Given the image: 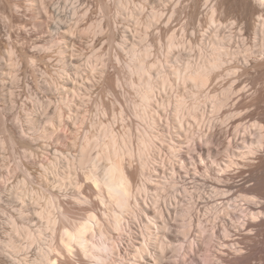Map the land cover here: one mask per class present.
Wrapping results in <instances>:
<instances>
[{
	"label": "rangeland",
	"instance_id": "obj_1",
	"mask_svg": "<svg viewBox=\"0 0 264 264\" xmlns=\"http://www.w3.org/2000/svg\"><path fill=\"white\" fill-rule=\"evenodd\" d=\"M154 14L158 15L157 20L152 18ZM263 24L264 6L260 0H0V264H46L44 260L46 252H52L57 256L61 254L55 250L56 243L52 231L46 229V221L39 215L45 208H49L53 216L64 226L75 224L77 221L82 222L90 209L96 212L98 210L99 213L102 211V216L106 214L108 217V213L111 212L110 202H100L99 196L92 193L90 188L93 181L87 179L93 168L80 165L79 162L78 165L77 160L84 148L91 150L89 153L95 160L102 159L100 147L86 146L91 142L93 144L96 138L102 135L106 128L110 130V127L116 130H114L116 134L122 135L123 139L131 140L137 138L150 126L148 128L151 129L152 146L146 155L149 166H143L138 157L130 155L121 157L120 161L125 162L131 169L140 171V177L142 176L140 179H143L141 184H145L147 188L136 193L138 195L143 192L138 195L141 200L135 201L141 202V206L148 205L149 208L156 209L154 199L158 198V193L164 195V200L168 197L170 200L178 189L182 190L183 194L179 192L182 199L177 205L172 206L175 211L167 217L169 227L166 232L168 231L170 235L184 238L182 234L184 230H181V226L184 222L186 224V221L181 217L182 212H176L182 211V208L186 209L185 204H189V200L194 202V208L197 207L194 209V214L200 213L201 215H198L205 220L207 217L214 220L215 214L208 215V212L223 201L227 204H240L239 208L244 206L255 209L257 206L261 207V211L264 210V165L261 168L259 166L262 164L260 161H264V157L257 160L235 157L241 165L227 167V162L232 157L228 156L227 149L223 150L224 146L230 148L235 144L243 145L242 137L246 132L257 150H261V145L258 143L260 130L257 120L250 121L247 116L255 114L256 118H261L262 115L264 117V102L257 104L255 99L259 95L264 96ZM219 29L227 38L225 42L231 40V35L234 37L230 45L232 43L231 50L236 55L228 58L223 66L224 69L222 68L223 71L222 69L218 71L221 75H215L216 77L209 82V88L207 86L202 89L201 94L199 93L201 109L206 114L207 122H200L193 117L187 118V124L185 123L187 126L183 127L186 128L184 138L186 139L191 132L188 136L193 139H186L187 142L183 138L184 142H180L182 138L178 137L181 135L178 130L182 125L173 120L174 107L166 106L168 107L166 108L162 102L174 100L183 92H179L177 88L168 87L169 90L167 88L165 90L164 87L158 88L155 92L157 101L152 105L151 113L145 117L138 116L134 110L137 90L131 84L137 79L136 77L132 79L129 66L135 60L136 54L150 52V56L147 55V63L152 67L151 70L156 77L160 68L158 65H173L172 61L180 51L193 60L200 58L198 55L209 51L211 47H209V38L215 36V32ZM171 42H175L172 48ZM249 61L254 64H250ZM91 63L96 70H91L93 68ZM237 85L241 86L232 92L229 105L221 110L220 115L216 113L211 104L213 95ZM238 100L247 103L248 108L245 106V110L233 111ZM239 117L247 119L241 125L231 128L232 119ZM209 119H211L210 123ZM213 124L218 127L221 139L220 136L218 137L222 143L218 142L212 148L216 153L219 152L218 163L225 166L224 170H218L220 165L213 160H199L198 166L193 160L188 165L183 164L177 154L180 152L187 154L190 159L192 150L195 154V140L202 142L198 135L202 132V134L210 132L209 127ZM183 128L181 127V130ZM229 129L231 134L228 135ZM132 134L137 136L134 137ZM190 143L193 144L192 147ZM203 144L204 147H208L206 143ZM245 145L251 146L252 143ZM135 146L137 147V144ZM236 146L232 149L238 152L244 151L243 148L238 149ZM254 155L250 157L254 158ZM101 162L105 161L101 160ZM173 167L177 170L175 171ZM212 168L215 170L211 173ZM255 170L261 179L255 176ZM222 183H231L236 187L227 192L222 187L215 188L212 185L221 186ZM184 189L189 190H185L184 193ZM166 195L168 197H165ZM235 205L229 208L234 213L233 220L227 217L231 224V236L225 238L224 232L219 231L218 241L220 239L221 241L216 243L217 247L212 248L213 257L215 256L214 259L212 257V263L204 261L205 252L201 251L197 255V257L203 256V258L199 257L201 259L199 264L220 262L236 264L239 258L244 256L249 257L247 258L250 260L249 264H264V233L259 237L255 235V231L250 229L246 231L244 227H239L244 218L250 219L256 225L262 224L264 213L252 219L247 217L248 212L238 211L239 208ZM134 208L136 212L133 210L121 213L123 225L119 230H115L116 232L113 231L116 247L105 250L106 259H103L104 263L101 264H133L136 263V259L139 261L137 250L141 244H144L143 232L146 231L145 226L150 224L151 220L148 219L146 222L148 217L144 216V218L136 205ZM152 226L154 227L155 224ZM26 227L36 233L38 241L30 243L16 231L17 228L23 230ZM192 234L197 239L200 237L198 240L204 244L207 234L200 232V227L196 225ZM12 235L13 238L17 235V239L15 237L14 240L18 241L15 245L19 247L16 249L7 245ZM226 239L230 245H232L231 241L239 240L250 250H245L242 254L235 253L232 248L221 245L223 241H227ZM94 240L101 239L95 236ZM180 243L175 242L177 246L173 244L174 246L170 247L167 258L160 264H169V262L190 264V257L194 254L192 255L188 247L185 249L188 257H185L184 250H180ZM20 247H23L21 251ZM253 248L257 249L256 254H250ZM66 255L61 254L59 258L72 261L71 264H81L79 262L81 260L92 264L93 259L88 256H83L84 259H81L76 249ZM218 258H221V261Z\"/></svg>",
	"mask_w": 264,
	"mask_h": 264
},
{
	"label": "bare ground",
	"instance_id": "obj_2",
	"mask_svg": "<svg viewBox=\"0 0 264 264\" xmlns=\"http://www.w3.org/2000/svg\"><path fill=\"white\" fill-rule=\"evenodd\" d=\"M260 1H261L262 5L264 6V0H260ZM253 11H255V10H253ZM152 18L157 20L158 19V15L157 14H154L152 16ZM195 18H197V17H195ZM221 29H219V30H217L215 32V36L213 35L212 38H209V40H210L209 41V47L210 46L211 47H210L209 51H204L203 54L201 53L202 55H198V56H200V58L198 57V59L193 60L191 58H188L187 55L184 52L180 51L179 52V55L177 57H174L175 60L172 61V62H174L173 65H161V64L158 65V67L160 66V68L158 70V76L156 75V77L153 75V72L151 70L152 67L149 66V64L147 63L148 62L147 61V59H148L147 55H149L150 52L147 51L148 53H145L144 52V54H136L135 55V60H134L135 62L133 61V63L129 66V69H130V74L132 76V79L134 80L135 77H136L135 79H137L136 81H132L131 84L136 88L135 90H137V100L134 101V106H135V109L134 110H136L135 112H137V115L138 116L145 117V116L148 115V113H151L150 112V109L152 108V105L154 104V102L157 101V99H155V95H156L155 92L157 91L158 88L164 87V89L167 88L168 90H169V88L170 89L177 88V89H179L178 90L179 92H181V93L183 92V93L182 94H178L176 96V99H174V100H166V101L164 100L162 102L165 107L166 106H170V107L173 106L174 107L173 108L174 111H175V114H174V117H173L174 122H178L179 124H181L182 125L181 126L182 128L187 126V125H185V123L188 120L187 118H190V117H193L196 120H199L200 122H202V121L203 122H207L206 121L207 120L206 114L201 109L202 108L201 107V101H200V96L201 95H199V93L201 94L202 89H204L205 87H207L208 84H209V82L211 80H213V78L216 77L217 74L218 75L220 74V73H218V71L223 68V66H224L225 63H227L228 58H230V56H233L234 54L236 55V53H233V51L231 50L232 49V46H231L232 43L230 45V42L234 40L233 39L234 37L231 35L230 36L231 40L229 39L230 41L227 40V42H225V40L227 38L225 37L224 33L222 34V30ZM212 31L214 32L215 30H212ZM210 33H212V32H210ZM262 34H264V33H262ZM164 35H166V34H164ZM174 44H175V42H171L170 43V47L172 48L173 46H175ZM187 46L189 47V45H187ZM206 47H207V45H206ZM186 49H187V47H186ZM135 52H136V50H135ZM237 54H239V53H237ZM188 56H189V54H188ZM259 57H260V55H259ZM259 57L257 56V59H259ZM262 57H264V50L262 51ZM132 59H133V57H132ZM166 59H167V57H166ZM254 61L256 62V60H253V62ZM155 62H157V61H155ZM166 63H168V62H166ZM249 63L251 64L252 61H249ZM151 64H153V63H151ZM252 64H254V63H252ZM90 65L92 66V63ZM92 67L93 68H91V70L92 69L96 70V68L94 66H92ZM223 69H222V71H223ZM227 69L228 68H226V70ZM248 69H249V67L247 68V71L246 70H244V71L248 72ZM154 73H156V71ZM262 73H263L262 74V76H263L264 75V71ZM252 83H253V81H252ZM239 86H241V85L234 86L230 90L227 89V91L226 90H224V91L222 90L223 91L222 93L213 95V98H211V104L213 105V108L215 109V112L216 113H219V115H220V112H222L221 110L225 106H228L229 105L230 100H231L232 92L235 89L239 88ZM208 88H209V86H208ZM210 93H212V92H210ZM262 95L261 96L259 95V97L256 96L257 98H255V99H257L256 100L257 101V104H260V102H264V96H262ZM208 98H206V99H208ZM238 101H237V103L235 102V105L233 107V111H236V110H239V109H244V108L247 107L246 106L247 103L245 104L243 101H239V102ZM248 104H249V102H248ZM257 104L255 103V105H257ZM230 106H232V105H230ZM166 108H168V107H166ZM225 115H226V113H225ZM262 116H261V118H256L255 114H251V115L247 116V118H249V120L251 119L250 121H253L255 119L257 120V121L255 120V121L257 122V125L259 126V130H260V137L258 139V143L261 145V150H257V147L254 145V142L250 139V137L248 136V133L246 132L245 135H243V137H242V140H243L244 144L243 145L240 144L238 146H236V144H235L236 148H238V149H242L243 148L244 151L243 150L242 151H239V152L238 151H235V150L232 149V147H235V146H232V145H231L232 147H230V148H227V146H224L226 148L223 147V150L224 149H227L226 151H228V153H229L228 156L229 157H232L227 162L228 163L227 167H230V166L235 165V164H237V165L240 164V162L238 161V159H236L238 157L243 158V159H246V160H248V159H251V160L252 159H256V160L257 159H263V157H264V117H262ZM147 118H149V117H147ZM247 118L246 117H242V118L239 117V118L232 119V121L230 122L231 128L233 126H235V125L236 126L237 125H241L242 123H244L243 121L246 120ZM210 121H211V119L208 120L209 123H210ZM149 122H151V121H149ZM150 124H152V123H150ZM146 125H148V124H146ZM178 126H180V125H178ZM148 127H150V126H148ZM148 127L146 129L144 128L145 130H144L143 133L140 131V133H142L141 135H139L135 139L132 137L133 139H131V140L123 139L124 137L122 138L121 137L122 135L120 136V135L116 134L117 132L116 133L114 132L115 129L112 130L111 127H110V130L109 129L107 130V128H106L105 129L106 131L104 130L105 132L102 135H99L98 138H96V140L93 142V144L91 142V143H88V146H86V147H89V146L90 147L91 146L93 147V145H95L98 148L100 147V150H101L100 152L102 154V159L101 158L100 159L101 160H104L105 162H101L100 159H96L95 160V158H92V156L89 153L91 150L88 151L89 150L88 148H84L83 151H82V153H81V156L78 158V160L76 159L77 160V163L79 162L80 165H83V166L84 165L91 166L93 168L92 171L90 170V172H91V173H89L90 175L88 174L89 178L86 177L87 175L85 176V178L90 179L91 181H93L92 182L93 184H91L90 185L91 187L90 186L89 187L92 189V191H93L92 193H94V194H96V195L99 196L100 202H102V203H105L106 201L110 202V204H111L110 205L111 206V212L112 213L110 211H108V212H110V213H108V217H106V214H105V216L104 215L102 216V214H101L102 211L101 210H100L101 213H99L98 210L96 212L95 210L90 209L91 211L89 210L86 218H83L85 220H83L82 222L80 221V223H78V221H77V223H75V224L71 223V225H67L65 223L66 225L64 226V225H62L63 223L61 224L59 222L58 218H56L55 216H53V214H52L53 212H51L49 208L48 209L45 208V210H42L41 209L42 211H40V214L39 215L41 217H43L44 220L46 221V225H45L46 229L52 231V233H53V237H54V240H55V243H56L55 250H58L62 255L63 254L66 255V254L73 253L74 252V249H76L79 252V254H80V258L82 257L81 259H84L83 256H88L90 259H93L92 262H91L92 264H101V263H104L103 262V259H106V256L104 255L105 250H109V249H112V247H114V248L116 247L115 244H114V240H115L116 237H115V234H113L114 233L113 231L119 230L122 227V225H123V219H122L121 213L122 212H127V211H130L131 212L133 210L136 212L137 210L134 208L135 205L138 207V209H140V212L143 213L142 214L143 217L144 216L145 217H148V218H146V222H147L148 219H150L151 220V223L145 226L146 227V229H145L146 231L143 232V235H144V239H143L144 240V244H141V245L139 244L140 246L138 247V250H137V253H138V256L137 257L139 258V261H137V259H136V263H133V264H157V262H159V264H160V262L163 259L165 260V258H167L166 256L169 253V249H170V247H172V245L175 242H177V244H179L181 242L180 243V247H181L180 250H182V249L184 250L183 255L185 257H188L187 256L188 253H186V251H185V249L188 248V247L191 250L192 255L194 254L193 256L190 255L191 256L190 257V259H191L190 264H199V260H201L199 257H201L202 255H200L198 257H197V255L201 251H204L205 252V260L204 261H208L209 263H212V257L214 255V253H212V248L214 249L215 247L218 246V245H216V243L217 244L220 243L219 241H221V239L219 241H218V239H219V233L221 232V230L224 232V235H223V233H222V235L225 238H228V237L231 236V224H230V221L227 219V217H231L232 220H233L234 213L229 208L230 207H233L235 204H227V203H224V201H223L222 204L217 205L216 207H213L208 212V215L211 214V213L215 214L214 220H212L209 217H207V219L205 220V218L202 219V217L200 216L201 215L200 213H198L200 215H198L197 213L194 214V209L197 208V207L194 208V205H195L194 202L192 203V201L189 200L188 201L189 204H185L186 209H183L182 208V211H178L177 210V212H176V213H178V212L181 213L182 212V216L181 217H183V219L186 221V224L184 222V224L182 223L183 225L181 226V230L183 229L184 231L183 232L180 231V232H182L184 238H182V237L179 238L180 237L179 236L178 237L179 239H178L175 235L172 236L169 233H167L168 231L166 232V229H168V227H169V222L167 220L169 218H167V217L169 215H172L170 213H173V211H175V209H173L172 206L174 207V205H177L178 202L182 199L181 198L182 195L181 196L179 195V192H181V194H183V192H182L181 189L180 190L178 189L177 192L174 194V196L170 200H169V197L167 195L165 197H168V199L165 198L166 200H164L163 199L164 195H162L161 193H158V194L156 193L157 196H158V198H160V199H158V198L157 199H154V204H155L154 205L155 206L154 208H156V209H153V207L151 209V208L148 207V205H146V206L145 205L144 206L142 205L141 206V204H142L141 202H140L141 204L140 203H136V202H138V201L141 200L140 198H138V195L140 193L143 194V192H140L138 195H136V193L138 191H142L143 189H147L145 187L146 185L144 184L145 185L144 186V185L141 184V181L143 179L142 180L140 179L142 177V176L140 177V173H139L140 171L133 170L134 168L131 169L124 162V160H123L124 163H122L120 161V158L123 157V156H125V155H130V156L138 157L140 159V161L142 162V165L143 166H146V165L149 166V164H147L149 162V161H147L148 156H146V155H147V153H149L148 151L150 150V148H151L152 145H151V140H150V138H151L150 137L151 136V129L148 128ZM181 127L178 130V133L181 134L180 136H182V135H184V136L183 137L178 136L180 139L182 138V140L179 139L180 142L185 139L184 138L185 137L184 132H186V128H183V129H185L183 131V129L181 130ZM209 128H211V131L208 132L207 134H202L203 132L202 133L200 132L201 135H198V136H200V139H201L202 142H198V141H196L194 139L195 140V142H194V151H195V154L192 153L193 152V150H192V152L190 153L191 154V158L190 159L186 156L187 154L185 155L184 153H181V152L177 154V157H179L180 160L182 162H184L183 164H185V165H188L189 162L193 160L194 161V164L196 166H198V161L199 160H203V161L204 160H213L216 164L220 165V169H218V170H224L225 166L222 165L221 163H218L219 160H220V158L218 157L219 155H217V154L219 152L216 153V150H214L212 148V146L215 145V144H217L218 142H221L222 143L221 140L219 141V137H218V136H220V139H221L220 132H218L219 131L218 130V127H216L214 124L212 125V127H209ZM255 128H257V127H255ZM189 129H190V127H189ZM190 131H192V130H190ZM254 131H256V130H254ZM257 131H258V129H257ZM176 132H177V130H176ZM204 132H206V131H204ZM230 132H231V129L227 130L228 135L231 134ZM120 133L121 132H119V134ZM135 134H132V136L133 135H134V137L137 136ZM188 135L186 136V139L192 140L193 138L191 136H188ZM186 139H185V141H187ZM196 139H198V138H196ZM203 143H206L208 147H204V144ZM233 143H234V141L232 142V144ZM251 143H252L251 146H246L245 145V144H248L249 145ZM135 144H137V147L135 146ZM153 145H154V143H153ZM192 145L193 144H191V147H192ZM245 149H247V150H245ZM176 150H178V149H176ZM189 152L187 151V153H189ZM257 152H259L260 154L259 153L257 154ZM176 153H177V151H176ZM252 154H255L254 155L255 156L254 158H251L250 157ZM223 156H221V157H223ZM260 162L262 163L261 165H259L260 168H261L264 165V161L262 160ZM79 163H78V165H79ZM254 167H255V164H254ZM173 169L175 171L177 170L176 167H173ZM214 170H215V168H212L210 170V172L212 173V171H214ZM255 174H256V170H255ZM82 175H83V173H82ZM178 175L176 177H178ZM255 176H257V174ZM80 177H81V175H80ZM222 177H225V176H222ZM254 178H256V177H254ZM257 178L261 179L259 176H257ZM196 179H198V178H196ZM204 179H206V178H204ZM220 179H222V178H220ZM223 180H224V178H223ZM77 182H79V181H77ZM166 182H164V183H166ZM194 183H196V182H194ZM205 183L207 184L208 182L206 181ZM222 184L223 185H221V186L219 184H212V185H214L215 188L222 187V189H224L227 192H229L230 190H232V189H234L236 187V186H233L231 183L230 184L229 183H226V184L222 183ZM87 186H88V184H87ZM160 186H161V184H160ZM164 186L165 185H163V187ZM167 187H169V186H166V188ZM169 189H166V190H169ZM162 190H165V189L162 188ZM185 190L188 191L189 189H184V193H185ZM146 191H147V193H149L148 190H146ZM256 191H258V189H256ZM157 192H158V190H157ZM253 192H254V190L252 191V193ZM146 194L144 193V195H146ZM232 194H234V193H232ZM153 196H155V195H153ZM232 196H234V195H232ZM143 198H145V197H143ZM155 198H156V196H155ZM227 198H229V197H227ZM187 199H190V198H187ZM151 200H152V197H151ZM98 202L99 201H97V204H99ZM145 203L147 204V202H145ZM195 203H196V201H195ZM250 204H248V205H250ZM43 206H44V204H43ZM149 206H151V204ZM235 206H237V208H239L238 206H240V204H236ZM245 206L247 207L246 204H245ZM248 208L249 207L245 208L244 206H241L238 211H240L242 213H247L248 212L247 217H251L252 219L257 218L259 215H261L262 213H264L263 212L264 210H262V211L260 210L261 207H257L256 206L255 209L252 208V207L249 208V209ZM177 209H178V206H177ZM65 211H67V210H65ZM86 211H88V210H86ZM135 212L133 214H135ZM138 212H139V210H138ZM140 212H139V214H140ZM138 217L140 219V216H138ZM141 219H142V217H141ZM161 219H162V221H161ZM262 222H263L262 224L256 225L250 219L248 220V219H245L244 218V221L241 223V225L239 227H241V226L244 227L246 231L249 230V229L252 230V231H255V233H256L255 235H259V237H260V234L261 233H264L263 232L264 231V229H263V227H264L263 226L264 225V221H262ZM152 224H155V226L153 227ZM196 225L198 227H200V232L207 234L206 237H205L204 244H202L203 242L200 243V241L198 240L200 237L197 239L192 234V230H193V228ZM232 226H233V224H232ZM16 231H18V234L24 236L22 238H27L30 241V243H33V242H35L38 239L36 233L33 232L28 227H26L23 230L17 228ZM13 235H12V238H11V236H10V239L8 238L9 239V243H7V242H5V243H7L8 246L16 249V248L19 247V246L17 247L15 245V243L18 242L16 240L17 239V237H16L17 235L14 236V238L16 237L15 240L13 238ZM20 235H18V236L20 237ZM39 236H40V234H39ZM95 236H96V238H97V236L100 237L101 240H94ZM220 236H221V234H220ZM203 238H204V236H203ZM220 238H222V236ZM186 240H188V241H186ZM233 241H235V242H233ZM233 241H231L232 245H230V243L228 242V240L227 241H223V243L221 245L227 246L229 248H232V250L235 253H241V254L243 253V251H245V250L247 251L249 249L247 245L246 246H243L242 244H244V243H242L241 241H239V240L236 241V239L233 240ZM174 245H176V244H174ZM176 246H175V250H176ZM249 247L251 248V245ZM22 248L23 247H20V251L22 250ZM4 249H6V248H4ZM17 250L19 251V249H17ZM53 250L54 249H52V251ZM256 250L257 249H254L253 248V250H251V253L250 254H254ZM18 251H16V252H18ZM46 251H48V250H46ZM172 251H174V250L172 249ZM16 254H18V253H16ZM61 254L59 256H61ZM44 256H45L44 257V260H45L46 264H71V262H72V261L69 262L67 260H62L61 259L62 257L59 258V256L54 255L52 252H46L44 254ZM66 256L68 257V255H66ZM214 257H213V259H214ZM244 257L239 258V260H238V262L236 264H249V261H250V260H248L249 257H247L248 259L246 257L245 258ZM202 258H203V256H202ZM216 258H215V260H216ZM220 259L218 258V260H220ZM185 260H184V263H185ZM79 262L81 264H90V262L88 263L85 260H81ZM186 263L188 264V262H186ZM169 264H170V262H169ZM219 264H223V262H220Z\"/></svg>",
	"mask_w": 264,
	"mask_h": 264
}]
</instances>
